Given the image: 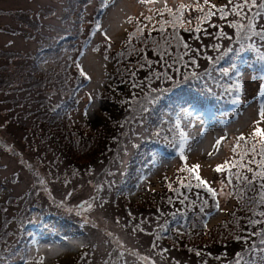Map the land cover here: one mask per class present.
Instances as JSON below:
<instances>
[{
	"label": "rangeland",
	"instance_id": "obj_1",
	"mask_svg": "<svg viewBox=\"0 0 264 264\" xmlns=\"http://www.w3.org/2000/svg\"><path fill=\"white\" fill-rule=\"evenodd\" d=\"M66 1L0 0V9L3 8L0 25L17 29L12 35V45L18 53L12 60L0 54V192L3 193L0 222L9 229L6 234L0 229V257L7 250L10 252L5 260L8 264H40L41 258L43 264H204L205 261L206 264H237L238 261L239 264L245 261L261 264L263 258L257 250L264 246L260 244L262 236L248 233L259 232L264 223L249 228L247 220H264L258 215L264 211V205L255 208V216L251 205L245 206V201L258 193L259 181L249 189L246 182L238 181L233 175L232 183H228L229 175L237 171L250 180L253 177L246 167L240 168L238 162L247 164L251 156L247 153L241 159L242 154L252 144L258 149L259 141L264 139L258 134L253 136L256 127L264 130V118L259 115L260 105L264 103L261 83L249 69L234 72L233 84L220 81L214 90L217 96L228 101L238 90L231 107L238 109L235 107L238 103L242 105L241 112L230 113L226 126L212 122L213 128L205 127L203 133L198 131L203 127L199 120L180 111L165 110L156 103L164 90H177V83L193 77L183 73L185 63L167 68L161 60L152 40L175 55V40L165 43L173 34V25H164L163 32L159 26L162 20L170 21L172 17L166 11L161 16L153 10L163 9L166 2L175 12L184 4L182 23L176 33L182 29L187 34L194 19L205 22L199 19L201 16L195 17L201 14L197 4L203 5V0H155L144 4L139 0H118L114 7L99 14L95 36L80 58H74L76 48L82 44L79 36H75L77 27L71 33L63 31L67 21L62 18ZM112 3L113 0L109 5ZM212 4L217 9H226L229 0H209L204 5L205 10L211 9ZM85 5L90 6L89 13L94 17L102 3L101 0H73L69 12L84 10ZM148 16H152L151 21L146 19ZM91 22L88 26L95 25L93 19ZM49 23L53 26H46ZM259 23L264 24V16L259 18ZM240 24L246 25L247 20L242 18ZM138 28L143 31L138 32ZM86 32L90 34V29ZM105 36L114 47L104 55L102 40ZM235 36L242 38L243 43L244 29L239 35L236 31ZM4 41L5 36H0V45ZM123 45L126 47L111 51ZM258 45V56L264 57V46ZM141 49L153 64L151 67L145 64L149 75L139 78L132 75L136 63L131 61L130 55ZM180 51H184L183 47ZM222 52L221 59L206 62L195 74V80L206 77L207 83L217 82L215 74L225 68L220 64L230 62L231 55ZM165 59L172 63L170 57ZM81 69L91 77V82L86 81L78 90L76 86L84 79ZM155 71H166L171 79L151 76L149 82L148 78ZM213 72V76L209 75ZM133 84L138 86L133 87ZM237 85H242V89ZM149 96L153 98L151 103ZM46 101L57 107L50 104L43 107ZM45 108L53 111L48 115L45 110L40 113ZM86 109L95 114L96 119L86 115ZM172 124L177 140L181 132L187 131L188 138L182 137L186 142L183 150L176 147L173 151L170 146L156 145L159 142L170 145L175 141V137L169 135L173 131ZM154 125L157 131L165 127L169 132L157 141L149 137L138 145L128 143L137 133L144 136L143 128ZM241 136L245 139L237 143ZM129 145L134 150L129 155L131 159L126 155ZM154 145L156 151L150 153ZM143 147L147 149L144 152ZM147 151L150 158L154 157V164L145 168L143 175L134 179L128 189L120 185L119 179L134 172ZM131 160L133 165L125 168ZM220 165L223 169L218 172L215 169ZM249 166L256 168L254 164ZM111 169L114 173L107 177ZM193 173L216 191L214 198L205 188L195 187L197 181ZM41 178L44 184L39 183ZM13 181L18 183L9 188ZM189 181L191 192L182 187V183ZM2 182L8 187L2 189ZM239 185L244 189H235ZM177 187L189 197L183 204L180 203L183 196L174 191ZM26 191H30V199L24 197ZM196 192L208 200L203 213L199 200L190 203L196 200ZM6 196L11 197L9 202L4 200ZM169 197L172 203L168 202ZM28 201L31 203L26 204ZM61 201H64L63 206ZM85 201H89L91 207ZM166 206L177 215L180 211L181 219L171 217ZM68 208L74 210L69 212ZM28 218L31 221H27L23 229L19 223ZM193 223L197 225L195 228ZM236 236L247 239L237 240ZM5 237L14 241L6 249ZM197 251L200 256L196 255Z\"/></svg>",
	"mask_w": 264,
	"mask_h": 264
},
{
	"label": "trees",
	"instance_id": "obj_2",
	"mask_svg": "<svg viewBox=\"0 0 264 264\" xmlns=\"http://www.w3.org/2000/svg\"><path fill=\"white\" fill-rule=\"evenodd\" d=\"M258 1L259 0H257V2ZM68 2L71 5L73 4V0H68ZM240 2H242V0H233V3H240ZM231 6L232 5L229 4L226 7V10L230 9ZM66 8L70 9L72 7L66 6ZM69 9L65 13H63L62 18L67 19L66 25H65V28L63 29V31H67L68 33H71V31H74V29L77 27V32H76L75 36H79V39L82 41L81 47L85 48L89 44V41L91 40L92 36L93 35L95 36L94 33L96 32L98 27L96 25L88 26L89 24L92 23L91 22L92 18H86V17H90V16L86 12H84V10H80V11L75 10V11L70 13ZM254 10L255 9H253V11ZM212 11L215 12L216 15L212 16L211 18H209L207 20H204L205 22H199V21L194 19L192 27L189 29L187 34L182 29L180 30L179 33H176V35H179L181 37V39L184 43L188 44L193 49H198L199 54L198 55H196L195 53L191 54V55L195 56V59H196L195 64H192L189 61V58L187 56L185 57V59L188 61V63L185 64V66L183 67V73H189V74H191V76L193 78L190 81L177 83V85L179 86V89L182 91V94L177 97L178 100H175L169 92H167L165 97H164L165 103H169V104L175 105V106L183 104V107H187L189 105L194 104L198 108V110L202 112L203 115H206L209 110H211V111L214 110V108L209 104L208 99L206 98L209 91L212 90V88H211L212 84L207 83L206 77H203L201 80H198V79L195 80L197 78V76L195 74L202 67L206 66V62L216 60L218 55H221L222 51H224L225 49H229V45L231 44V42L233 40L240 38V37L235 36L237 28L236 27L234 28V26H230V24H234L236 22L241 23V20H242V17H237L234 14H232L231 12H229L228 17H226L225 19H221L217 9H212ZM247 11L248 10L245 9V12H247ZM73 13L75 16L72 15ZM249 15H250V13H249ZM94 18L98 19V15L96 14V16ZM86 21H88V22H86ZM71 22H73V23H71ZM198 22H199V31H197ZM258 24H259V19L256 21V29L259 30L261 28V26ZM159 26L161 27V23ZM87 28L90 29V34H88L86 32ZM221 30L223 32L227 33V36L229 37L228 39H225L223 37L216 38L214 36V33L221 31ZM241 31H242V29L240 30V32ZM72 33H75V32H72ZM172 35L173 34H171V37H172ZM123 36H126V33H124ZM197 37H199V39H197ZM249 41H250L249 39L244 37L243 43L238 44L240 47V52H238L236 54H233L232 52L229 53V51H227V53H228L227 56L231 55V56L235 57V59H233V61L230 62L231 65H227L226 62H223L220 65H223L225 68L229 69V71H228L229 74H232L233 72L237 71L238 67H240V66L243 67L244 62H246V61H249L254 66H256V65L258 66L257 61L259 58H258V56L251 53L252 48L249 46ZM214 43H219L220 48L219 49H213L212 47H210V45L214 44ZM112 47H114V44L112 45L111 41L108 38H104V40H102V51H103L104 55ZM121 47L124 48V47H126V45L118 46V47L116 46L111 51H115L116 48H121ZM16 53H17V51L11 50L8 47H4L3 50L0 52V54H2L3 56H6V55L10 56L9 59L14 58V55ZM130 56H131V61L133 63H136L132 67L133 73H135V75H137L139 78H141L143 76L147 77L149 75V68L144 67L142 69L140 67V62L144 59V57H146L145 51H140V52L137 51V52L131 54ZM207 57H212V59H208ZM7 62H9L8 58H7ZM130 73H132V72H130ZM209 75L213 76L214 72L210 73ZM215 78L217 79L218 83L220 81L225 82L226 80L231 81L228 78L227 73H223L222 71L219 74L218 73L215 74ZM85 80H86V77L84 76V79L82 82H85ZM31 85L32 84H30L29 86L31 87ZM180 109H181V107H180ZM2 183H4V185H2V189H4L5 187H8L6 185V182H2ZM17 183L18 182H16V181L11 182V186L9 188H12L13 185L17 184ZM29 192L30 191L25 192L24 197L27 199L31 198ZM2 199H3V193L0 192V201ZM4 200L9 202L11 200V197L6 196ZM29 203H31V202L28 201L26 204H29ZM35 204H38V203L35 202ZM4 208H7V207L4 206ZM175 216H180V214L177 215L175 212ZM27 221H31V220L29 218L25 219L23 221V223H21V224L19 223V225H21L22 228L24 229V226L27 223ZM6 227H7V222H6ZM0 229L5 234L9 233V231H8L9 229L4 228V225L2 222H0ZM32 234H34V233L31 232V235ZM13 242L14 241L11 242V239L7 240V238L5 237L4 241H3L5 249L8 247L9 243H13ZM14 253H18V251H15ZM9 255H10V252L5 250L4 257L2 260H0V264H8L9 261H5V260H6V258L9 257ZM21 258H24V257H21Z\"/></svg>",
	"mask_w": 264,
	"mask_h": 264
},
{
	"label": "snow or ice",
	"instance_id": "obj_3",
	"mask_svg": "<svg viewBox=\"0 0 264 264\" xmlns=\"http://www.w3.org/2000/svg\"><path fill=\"white\" fill-rule=\"evenodd\" d=\"M139 2L141 4L144 3H153L155 2V0H139ZM209 3V0H203V5L197 4V10L200 11L202 13V16L199 19L202 20H207L209 18H211L212 16L216 15L215 12H213L211 9H217V6L215 4L211 5V9H208L207 11L204 8V5H207ZM229 4H231L232 6L230 7V9L226 10L225 7H220L217 9V11L219 12L220 18L221 19H225L226 17H228L229 12H231L232 14H234L237 17H242L243 19L247 20V24H240L238 22L234 23V24H230V26H234L237 28V34H240V30L244 29V35H252V36H258L260 37L261 40H264V31H256V21L261 18L262 16H264V0H260V2L258 3L257 0H242V2L240 3H233V0H229ZM186 6L184 4H180L179 7L176 9V11L174 12L173 9L169 8L167 6V3L165 2L164 8L163 9H159V10H153L156 11L157 14L159 15H163V13L166 11L169 16L172 17V20L170 21H161V28L160 31L163 32V26L166 24L171 23L173 25V35L172 37L168 38L165 40V43H170V40H175V46H176V53L173 56L172 53L168 52L167 49H165L163 47V45L159 44L157 41L152 40V44L155 46L156 50L159 52L161 60L164 62V65L167 68H171L174 64L176 63H185L187 64L188 61H185V57L187 56L189 58V61L192 64L196 63V59L195 56L191 55L192 53H195L196 55L199 54V50L198 49H193L191 48L188 44L184 43L181 39V37L179 35H176V30H177V26L180 25L182 23L181 21V17L183 16V10ZM245 9H247L248 11L245 12ZM253 9H255L253 11ZM250 13V15H249ZM147 20L151 21L152 20V16H148L146 17ZM186 31L188 29H185ZM138 32H142L143 29L142 28H138L137 29ZM197 31H199V22L197 24ZM214 36L216 38H220L223 37L225 39H228L229 37L227 36V33L221 31H218L216 33H214ZM197 39H199V37H197ZM145 43H147V41H145ZM183 47L184 51L181 52L180 48ZM210 47H212L213 49H219L220 48V44L219 43H214L211 44ZM140 51H143V49H141ZM225 52L230 51V49H225ZM224 53L222 52L221 55L219 57H217L216 59L219 60L223 57ZM170 57L172 59V63L169 64L167 62V60L165 59V57ZM208 59H212V57H207ZM105 59H107V56L105 57ZM148 65L149 67L152 66L153 61L147 59V57H144L143 61L140 62V67L143 68L144 66ZM77 68H80V65H76ZM221 71L223 73H227L229 71V69L224 68L221 69ZM81 75L84 76L86 75V73L83 72V70L81 69ZM133 76L135 75V73L132 74ZM163 75L165 79H171L170 76H168L167 72H160V71H155L152 72L149 79V82L151 80V76H155L157 79L160 78V76ZM138 85L133 84V87H137ZM237 87L242 89V85H237ZM261 90L262 92H264V84L261 85ZM151 91H157L156 89H151ZM93 100V97L90 95L89 96V102L91 103V101ZM148 102L151 103L153 102V98H151L150 96L148 97ZM142 110H146V109H142ZM86 115H91L92 119H96L95 114L89 113L88 110L86 109L85 111ZM259 115L261 118H264V103H262L260 105V112ZM259 135L260 137H264V130H262L260 127H256L255 128V132L253 133V136L255 137L256 135ZM181 137L184 136V133L181 132L180 133ZM245 138L243 136L238 137L237 138V143H239V141L244 140ZM217 143H219V140L217 141ZM183 148V145H181V149ZM233 151H235V148L233 149ZM247 153L251 154V159L247 161V164H243V163H239L238 162V166L240 168H245L247 169V172L252 173L253 177L250 180L248 178L247 175H243L242 173H240L239 171H237L234 174H230L228 177V183L231 184L232 183V176L234 175L235 178L244 183L246 182L247 186L249 189L253 188L254 182H256L257 180L259 181V191L258 193L249 198L248 200L245 201V206L248 207L249 205H251L250 210L252 211L253 215H257L255 208L257 206L260 205H264V139H261L259 141V148L257 149V145L256 144H252L250 148L247 149V152L245 154H242L241 159L244 158V155H246ZM181 157H183V151H181ZM259 156L260 159L257 160L256 157ZM256 165V168L254 169L253 167L249 166V165ZM236 166V165H233ZM198 167V166H197ZM223 169V165L217 166V168L215 169L216 171H222ZM191 171V169H190ZM193 175L195 176V179L197 181L195 187L197 189L200 188H205L207 193L211 196V197H215L217 195L216 191L208 186V183L201 179V177L199 175H195V173H193ZM40 184H44L45 181L43 178H41L39 180ZM223 183V181H222ZM182 187L187 188L189 192L192 191V184L191 181H189L187 184H183L182 183ZM175 193L178 196H183V199L180 200V203L183 204L185 201H187L189 199L188 196H185L180 187H177L174 189ZM68 195H71V193H68ZM196 196V200H192L190 201V203L195 204L197 200H199L200 202V212L203 213L205 208L208 206V200L203 198L199 192H196L194 194ZM228 195H231V193L229 192ZM168 202L172 203V198L169 197L168 198ZM85 204H87L89 207H91V203L89 201H85ZM64 205V201H61V206ZM69 212L73 211L74 209L72 208H68L67 209ZM258 215L260 217H264V211H261L258 213ZM166 223V222H165ZM264 223V220L261 219H253V218H248L247 220V225L249 226V228L251 226L254 225H258V224H262ZM197 225L195 223L192 224V227L195 228ZM137 228H139V225L136 226ZM161 229H163L164 225L160 226ZM237 228H239V224L237 223L236 225ZM249 236L255 235V236H262V239L260 240V244L264 245V228H262L259 232H249L248 233ZM237 240H241V239H247V237H241V236H236ZM153 247H156V244L154 243ZM255 247V246H253ZM261 252H264V249H261ZM197 256H200L201 253L199 251L196 252ZM238 256L240 254H237ZM217 259H219V257H217ZM40 264H43V258H41ZM204 264H206V261L204 262ZM237 264H239V261L237 262ZM244 264H249L248 261H245ZM252 264H254V262H252Z\"/></svg>",
	"mask_w": 264,
	"mask_h": 264
}]
</instances>
